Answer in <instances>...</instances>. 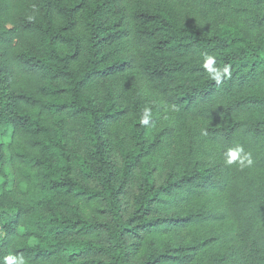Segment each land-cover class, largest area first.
Here are the masks:
<instances>
[{
	"label": "trees",
	"instance_id": "1",
	"mask_svg": "<svg viewBox=\"0 0 264 264\" xmlns=\"http://www.w3.org/2000/svg\"><path fill=\"white\" fill-rule=\"evenodd\" d=\"M0 138V264H264V0H0Z\"/></svg>",
	"mask_w": 264,
	"mask_h": 264
},
{
	"label": "rangeland",
	"instance_id": "2",
	"mask_svg": "<svg viewBox=\"0 0 264 264\" xmlns=\"http://www.w3.org/2000/svg\"><path fill=\"white\" fill-rule=\"evenodd\" d=\"M107 140V146H108V158L111 160V163L115 168L120 169L121 167V159L118 152V149L114 147V144L112 143L111 136L106 135ZM4 140L0 138V143ZM78 151L81 153H84V151L81 149V147L78 148ZM114 169L116 173V180L120 182L121 174L119 170ZM168 164L167 161H164L162 163H159L158 167L154 170V177H156L157 183L162 184L164 180L167 177L168 174ZM139 182H140V176L137 173L135 178L128 182L125 185V193L122 195V203H123V214L124 217L127 219L129 218L133 212H134V201L135 197L139 192ZM89 187H96V183L93 181H89L88 183ZM100 220L102 222L109 221L108 216L100 217ZM133 243L137 242V245L139 247L140 253L138 256L134 257L131 256V260L133 262H140L144 259L146 255H153L158 256L162 254L164 251L167 250H174L175 248H180L183 245V241L175 235V233H165L161 235L156 234H149V235H143L139 240L132 241Z\"/></svg>",
	"mask_w": 264,
	"mask_h": 264
},
{
	"label": "clouds",
	"instance_id": "3",
	"mask_svg": "<svg viewBox=\"0 0 264 264\" xmlns=\"http://www.w3.org/2000/svg\"><path fill=\"white\" fill-rule=\"evenodd\" d=\"M212 63H214V58L211 57V56H207V57H206V62H205V67L211 65ZM223 72H224L225 74H229V73H228V68L225 67V68L223 69ZM217 82H219L218 79H217ZM148 111H149V110H147V109L145 110V113H146V114H145V117L142 119V123H144V124H147V123H148V118H147ZM239 151H241V149H237V150H235V151H230V153H229L230 158H229V160L227 161L229 164H231V163L236 159V156L238 155V152H239ZM9 264H12L11 259H9Z\"/></svg>",
	"mask_w": 264,
	"mask_h": 264
},
{
	"label": "built area",
	"instance_id": "4",
	"mask_svg": "<svg viewBox=\"0 0 264 264\" xmlns=\"http://www.w3.org/2000/svg\"><path fill=\"white\" fill-rule=\"evenodd\" d=\"M2 237H3V229H2V227L0 226V241H1Z\"/></svg>",
	"mask_w": 264,
	"mask_h": 264
}]
</instances>
